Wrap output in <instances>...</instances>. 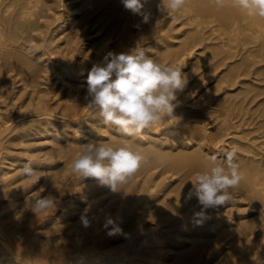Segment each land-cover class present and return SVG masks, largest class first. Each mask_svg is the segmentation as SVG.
<instances>
[{"label":"bare ground","instance_id":"6f19581e","mask_svg":"<svg viewBox=\"0 0 264 264\" xmlns=\"http://www.w3.org/2000/svg\"><path fill=\"white\" fill-rule=\"evenodd\" d=\"M143 3L147 22L122 0H0V264H210V246L222 242L223 264H264V19L228 0L219 8L186 0L174 18L160 0ZM137 46L182 67L188 84L177 93L178 119L129 138L86 106L87 75L108 52ZM7 100L12 110L2 108ZM99 141H128L150 160L113 208L90 198L93 185L71 170L81 145ZM234 145L244 178L232 201L197 223L190 181L208 156L223 163ZM28 161L31 178L20 171ZM36 178L59 201L39 215L29 190ZM108 218L126 237L115 252L101 247Z\"/></svg>","mask_w":264,"mask_h":264},{"label":"clouds","instance_id":"9594fccd","mask_svg":"<svg viewBox=\"0 0 264 264\" xmlns=\"http://www.w3.org/2000/svg\"><path fill=\"white\" fill-rule=\"evenodd\" d=\"M231 5L249 17L264 19V0H228ZM125 9L135 14L143 13V0H122ZM216 6L224 7L226 0H215ZM186 0H160L158 10L172 16L180 12ZM182 67L165 64L149 56L142 47L127 52H108L102 61L93 64L87 75L86 106L98 111L104 125L114 126L125 137H139L146 129L178 119L174 115L177 93L188 84V74ZM238 145L225 153L223 163L215 155L208 156L205 167L194 174L190 182L188 199L194 195L201 206L193 217L197 223L206 218V210L223 206L232 201V191L243 180L237 160ZM149 157L136 150L128 141L120 145L109 142H89L81 145V151L72 160L71 170L82 178H93L100 186L111 191L123 190L138 170L149 163ZM162 163V161H161ZM22 175L31 178L36 170L31 161L20 169ZM58 199L49 193L32 201V211L42 214L56 208ZM85 209L80 220L84 227L90 221ZM109 236L122 233L117 220L108 218L104 224Z\"/></svg>","mask_w":264,"mask_h":264},{"label":"rangeland","instance_id":"374dc122","mask_svg":"<svg viewBox=\"0 0 264 264\" xmlns=\"http://www.w3.org/2000/svg\"><path fill=\"white\" fill-rule=\"evenodd\" d=\"M62 8V7H61ZM262 76H264V75H262ZM76 82H78V86H79V84H80V88L81 87H83V86H85V80H78V81H76ZM55 84H57L58 85V83H55ZM55 84H54V87H56L55 86ZM16 90H17V88H16ZM78 97V96H77ZM54 101V100H53ZM53 101L51 100V102L50 103H53ZM6 102V101H5ZM22 102V101H21ZM4 103V102H3ZM3 103H1V106H2V108L4 109L5 108V105H7V103H8V100H7V102L6 103H4V106L2 105ZM8 107L10 106V105H7ZM7 106H6V108H7ZM15 107L16 106H14L13 107V111H11V113H13V112H15L16 110H15ZM12 108V106H10V108H7V109H11ZM12 110V109H11ZM41 149V150H40ZM39 150H38V152H42L43 153V151H45L44 149H46L47 150V148H45V147H42V148H40ZM19 152L20 150H19V148H13V150H12V152L14 153V152H17V151ZM79 151H81V150H79ZM17 152V153H18ZM78 154H79V152H78ZM66 159L65 158H61V159H59L58 161H56L57 163V165H59V166H61V165H64L63 163H64V161H65ZM67 175H65V177H66ZM41 178V177H40ZM40 178H36V179H34V182L32 183V185L29 187V190H30V194H36V196H35V198H38L40 195L41 196H44L43 195V193L45 192V189H46V187H48L47 185H45V186H43V187H41V184H42V179H40ZM79 181H80V185H82V183H83V186H84V184L86 185L88 182V184H92L93 185V187H94V189H93V191H94V193L92 192L91 194H90V198L91 197H96L95 198V200H98L99 201V203H102V204H104V205H108L107 207H109V208H113V206H114V204H116V202H117V200H118V196H116V192H113V191H111L107 186H100V185H98L97 183H96V181L93 179V178H80L79 179ZM95 185V186H94ZM97 190V191H96ZM92 194H94V195H92ZM105 194V195H104ZM55 195V193L53 194V196ZM100 195V196H99ZM103 195H104V197H103ZM64 197V195H62V196H60L59 197V199H62ZM106 197H107V199H106ZM89 197L87 196V197H85V198H83V200H81V204L83 203V204H85L88 200ZM102 198V199H101ZM85 199V200H84ZM112 200V201H111ZM114 200V201H113ZM109 201V202H108ZM111 204H112V206H111ZM80 207H81V205H79ZM108 208V209H109ZM79 211H80V209H79ZM75 221V220H74ZM40 230V229H39ZM39 230L36 232L35 231V233H38L39 232ZM79 230H81L80 231V233L83 231V233L85 232V229H79ZM41 232H42V230H41ZM44 232V231H43ZM82 237H80V239H79V241H81V240H83V239H85V234H80ZM122 235V236H121ZM125 235H124V233L122 232L121 234H118V235H115V236H110L109 237V235H104L103 237V240L105 241V242H103V244L101 245V247L102 248H104L105 249V251L107 250H111V251H113V252H115L117 249H118V247H119V245H120V248L121 247H124V245L123 244H125V239H126V237H124ZM138 236V234L135 236V237H137ZM125 241V242H124ZM105 244V245H104ZM217 244V243H216ZM216 244L214 245H212V247L210 246V251L213 253L214 251V253L213 254H211V258H210V260L208 261V262H210V264H223V262H224V260L222 261L221 260V257H222V255H219V256H217L218 255V253H217V250H220V249H222L223 247H226V246H228L226 243L224 244V242H222V245H217V247H219L218 249H216L217 247H216ZM113 246V247H112ZM115 246V247H114ZM216 247V248H215ZM107 248V249H106ZM111 248V249H110ZM116 248V249H115ZM215 248V249H214ZM103 249V250H104ZM223 259V258H222ZM219 260V261H218ZM221 260V261H220ZM214 262H216V263H214ZM173 263V261L171 260V261H169V262H167V264H172ZM174 264V263H173Z\"/></svg>","mask_w":264,"mask_h":264}]
</instances>
